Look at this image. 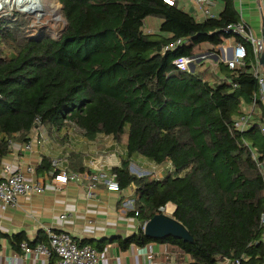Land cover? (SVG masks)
I'll use <instances>...</instances> for the list:
<instances>
[{
    "label": "trees",
    "instance_id": "1",
    "mask_svg": "<svg viewBox=\"0 0 264 264\" xmlns=\"http://www.w3.org/2000/svg\"><path fill=\"white\" fill-rule=\"evenodd\" d=\"M56 1L65 21L56 38L29 28L19 12L0 16V165L11 143L29 141L37 122L72 126L89 141L111 136L124 142L125 158L113 172L121 190L136 188L129 214L140 221L136 234L119 240L122 248L164 243L189 264H263L264 105L256 101L249 130L234 129L258 91L250 44L224 32L241 20L234 0H215L220 11L200 20L162 0ZM229 38L246 50L243 66L200 61L193 72L176 69L177 59ZM178 39L187 43L162 52ZM133 156L167 162L171 171L158 180L138 177L129 171ZM49 169L42 159L37 171ZM167 204L191 242L144 235L142 225ZM24 240L10 242L17 250ZM41 242L43 232L29 246Z\"/></svg>",
    "mask_w": 264,
    "mask_h": 264
},
{
    "label": "crops",
    "instance_id": "2",
    "mask_svg": "<svg viewBox=\"0 0 264 264\" xmlns=\"http://www.w3.org/2000/svg\"><path fill=\"white\" fill-rule=\"evenodd\" d=\"M185 1L179 0L177 5L180 7ZM184 6L187 9H183L184 11L193 14L199 20L202 19L190 0H187ZM234 7L237 13L240 12L238 14L242 21L261 37L264 0H234ZM219 11L220 6L217 3L211 12L216 15ZM235 44L234 39L229 38L214 50L200 55L204 58L198 62L205 61L211 68L218 62L224 63V58H230ZM206 48L210 49L209 46ZM259 71L264 73V61L260 63ZM43 128L44 139L39 136V132L32 130L28 136L29 141L12 143L9 154L2 160V163H10L27 178L43 184L45 190L41 195L20 197L17 206L0 210V264H57V258L54 256L44 259L35 254L25 255L20 247L16 250L10 242L12 237L22 235L25 237L22 242L29 245L36 240L39 233H45L47 229L68 233L79 244L95 248L100 253L97 264H145L149 255L157 261H165L167 254L168 256L175 253L184 254L164 243H150L145 247L130 245L126 248L119 244V240L136 234L140 227V221L131 216L130 210L124 207L126 200H134L136 188L132 185L120 190L119 193L108 192L101 181L92 180V173L85 167V159L88 155L108 153L112 156L109 163L119 168L126 153L124 142L117 143L111 136L104 135H98L95 140L89 141L72 126L60 129H49L44 126ZM23 145H29L30 149L24 150ZM61 154L68 158V172L75 173L78 177L70 180L63 190L55 191L48 186L52 180L51 164L47 171L37 169L42 159L50 161ZM75 156L80 157V165L73 159ZM135 162L136 157L133 156L130 165ZM71 164L75 170L70 169ZM81 168H84L82 173L78 171ZM28 169H32L33 173L28 172ZM131 170L133 171L129 167L132 173ZM92 183L94 187L91 189ZM167 206L169 212H160L171 217L175 207L171 204L165 207ZM143 226L144 224L142 229ZM183 260L184 263L188 262L186 254L183 255ZM178 264H181L180 259Z\"/></svg>",
    "mask_w": 264,
    "mask_h": 264
},
{
    "label": "built area",
    "instance_id": "3",
    "mask_svg": "<svg viewBox=\"0 0 264 264\" xmlns=\"http://www.w3.org/2000/svg\"><path fill=\"white\" fill-rule=\"evenodd\" d=\"M163 3L174 6L177 5L179 0H162ZM197 12L202 18H212L214 14L211 12L215 7V0H190ZM240 13V12H238ZM241 18V16H240ZM264 29V26H263ZM224 32L227 34L239 36L245 43H249L252 48L254 56L253 71L254 76L257 79L258 91L252 99L251 104L245 105L244 112L237 117L233 122V127L238 132H246L252 127V116L256 101H260L264 105V73L259 71L260 62L259 58L261 54H264V36L255 38L252 31L246 23L240 20V22L228 25ZM187 43L185 39H178L175 42L165 46L162 52H173L179 47L184 46ZM246 50L241 43H236L232 48V53L229 59L224 58V63L229 70H233L237 67L243 66L246 58ZM203 56L196 57H182L174 62L177 70L183 72H191V65L195 64L199 59H203ZM39 132V136L44 139V128L37 122V126L33 129ZM259 131L264 135V125L259 126ZM12 143L10 144L11 149ZM24 150H29V145H23ZM106 153L100 155L88 156L85 159V167L92 173L93 181H101L108 192L119 193L120 188L116 181V175L113 172V167L109 160L111 159ZM51 164V176L50 186L55 191L63 190L70 180L76 179L78 176L75 173L70 174L69 161L66 155L61 154L50 160ZM28 172L33 173L32 169H28ZM161 179V178H160ZM94 187L93 183L90 188ZM44 185L27 178L21 171L14 169L10 163H1L0 165V210H4L9 207H15L18 204L19 198L30 195H41L44 192ZM91 194L89 193V196ZM134 200H126L124 207L128 210H132ZM161 208L160 211H163ZM64 216H62L63 218ZM260 224L262 228L261 242L264 244V208L260 215ZM47 235V243H39L34 247H30L26 242H22L19 247L21 251L26 254H35L41 256L44 259H49L51 256L57 258V264H97L100 253L89 245H80L72 236L65 232H55L50 229L45 230ZM184 254H173L166 256L165 261H157L153 256H148L145 264H178L179 259L181 264L184 263ZM240 264L239 260L231 262L228 259L220 258L217 264ZM264 264V262H263Z\"/></svg>",
    "mask_w": 264,
    "mask_h": 264
},
{
    "label": "rangeland",
    "instance_id": "4",
    "mask_svg": "<svg viewBox=\"0 0 264 264\" xmlns=\"http://www.w3.org/2000/svg\"><path fill=\"white\" fill-rule=\"evenodd\" d=\"M4 1H5L4 4L0 3V16H4V17L12 16V14L15 11L19 12L25 15L27 19H30L29 28L35 30L37 29L43 30L47 32L50 37L56 38L58 36V32L65 23L60 13V5L56 0H36L34 4H32V9H29L30 6L28 7L23 6V4H21L19 0H4ZM185 2H187V0ZM185 2H182L180 4V7L182 9L187 10L186 6H184ZM152 19L153 21L157 22V24L161 22V20H159L158 18H152ZM249 28L252 31V34L255 38H260V35H258L255 31L254 33L251 27ZM124 139L125 138H123V140ZM121 151L123 153V150ZM92 155H88V156H92ZM122 156H124V154H122ZM131 165L129 167L130 169H133V171L131 170L132 174L138 177L147 176L157 180L163 178L164 175L170 173L171 171L170 165L167 162L161 165H155L154 163L139 157H136V162ZM163 211L166 212L165 208Z\"/></svg>",
    "mask_w": 264,
    "mask_h": 264
},
{
    "label": "water",
    "instance_id": "5",
    "mask_svg": "<svg viewBox=\"0 0 264 264\" xmlns=\"http://www.w3.org/2000/svg\"><path fill=\"white\" fill-rule=\"evenodd\" d=\"M262 36H264V29L262 30ZM263 61H264V54H261L259 58V62L263 63ZM193 70H194V64L191 65V72ZM143 229H144L143 230L144 235L152 239L162 240L171 236L174 238L181 239L183 241H188V242L192 241L191 236L189 235L187 230L183 227V225L175 221L173 218L168 217L162 213L154 216L153 218L145 222Z\"/></svg>",
    "mask_w": 264,
    "mask_h": 264
},
{
    "label": "bare ground",
    "instance_id": "6",
    "mask_svg": "<svg viewBox=\"0 0 264 264\" xmlns=\"http://www.w3.org/2000/svg\"><path fill=\"white\" fill-rule=\"evenodd\" d=\"M19 1H20L21 4H23V6H27V7L30 6L29 9H32V4H34V2L36 0H19ZM0 3L4 4L5 1L4 0H0ZM165 210L167 212H169V206L165 207Z\"/></svg>",
    "mask_w": 264,
    "mask_h": 264
}]
</instances>
